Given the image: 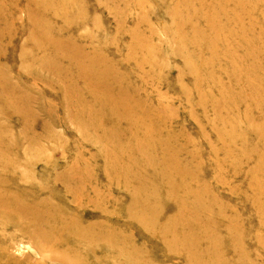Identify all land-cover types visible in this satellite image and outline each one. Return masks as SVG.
Wrapping results in <instances>:
<instances>
[{
  "label": "rangeland",
  "instance_id": "obj_1",
  "mask_svg": "<svg viewBox=\"0 0 264 264\" xmlns=\"http://www.w3.org/2000/svg\"><path fill=\"white\" fill-rule=\"evenodd\" d=\"M52 256L264 264V0H0V264Z\"/></svg>",
  "mask_w": 264,
  "mask_h": 264
},
{
  "label": "bare ground",
  "instance_id": "obj_2",
  "mask_svg": "<svg viewBox=\"0 0 264 264\" xmlns=\"http://www.w3.org/2000/svg\"><path fill=\"white\" fill-rule=\"evenodd\" d=\"M6 254V253H5ZM58 254V253H57ZM53 257V256H52ZM54 259H52V263L51 264H61V263H59V262H54V260L55 261H63V260H60V259H56L57 257H53ZM66 263V262H65Z\"/></svg>",
  "mask_w": 264,
  "mask_h": 264
}]
</instances>
